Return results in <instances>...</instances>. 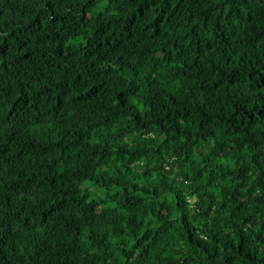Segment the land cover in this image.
Masks as SVG:
<instances>
[{"label":"trees","instance_id":"16d2710c","mask_svg":"<svg viewBox=\"0 0 264 264\" xmlns=\"http://www.w3.org/2000/svg\"><path fill=\"white\" fill-rule=\"evenodd\" d=\"M0 264H264V0H0Z\"/></svg>","mask_w":264,"mask_h":264}]
</instances>
